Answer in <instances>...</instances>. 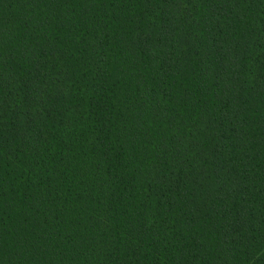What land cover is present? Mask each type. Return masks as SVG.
<instances>
[{
	"label": "trees",
	"instance_id": "obj_1",
	"mask_svg": "<svg viewBox=\"0 0 264 264\" xmlns=\"http://www.w3.org/2000/svg\"><path fill=\"white\" fill-rule=\"evenodd\" d=\"M0 264H264V0H0Z\"/></svg>",
	"mask_w": 264,
	"mask_h": 264
}]
</instances>
